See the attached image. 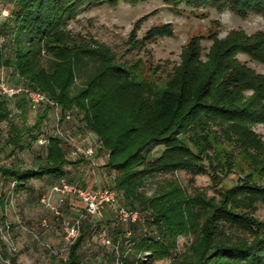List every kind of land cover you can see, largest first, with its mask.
Masks as SVG:
<instances>
[{
	"label": "trees",
	"instance_id": "trees-1",
	"mask_svg": "<svg viewBox=\"0 0 264 264\" xmlns=\"http://www.w3.org/2000/svg\"><path fill=\"white\" fill-rule=\"evenodd\" d=\"M144 1L10 0L9 14L0 24L5 43L0 46V77L8 85L25 84L39 90L58 107L47 104L32 110L24 97L0 95V124L4 125L0 154L8 149L13 159L0 165V210L5 209V197L32 192L30 180L46 179L51 187L65 179L81 186L66 166L96 165L106 154L104 167L116 176L110 186L99 189L114 190L120 206L137 213L136 222L114 220L105 225L84 218L65 258H52L48 264H107L82 257L84 243L98 230L103 238L106 233L109 238L110 231L112 250L107 256L111 264H148L147 260L170 258L179 235L193 239L185 252L172 258V264H264V214L262 218L254 215L264 210V183L254 181L264 179V147L253 130L264 125V76L237 58L244 55L264 64V31L252 35L231 31L222 40L208 35L211 45L204 63L200 61L202 37H191L165 89L149 97L151 83H145L135 65L129 69L125 62L116 63L107 47L93 42L91 48V40L68 30V22L80 12L103 4ZM158 1L173 8L181 4L227 8L241 18L257 14L264 19V0ZM166 36H171L169 24L150 28L144 39ZM140 43L134 41L132 48ZM89 64L93 69H86ZM12 101L20 110V126L8 108ZM23 107L35 113L31 126L25 124ZM66 114L72 115L71 121L65 120ZM85 135L84 146L94 151L92 159L81 153L82 160H71L68 141ZM39 140L43 143L25 166L17 155ZM155 145L162 147L158 155L151 154ZM233 170L242 177L214 197L202 191L191 196L177 180L166 181L151 196L141 191L148 178L159 174L184 172L190 182L203 175L219 181L217 172ZM12 183L9 191L6 187ZM191 214L197 220H191ZM5 224L11 233L24 228L21 222L9 224L6 213H1L0 227ZM230 226L244 231L246 237H229L224 228ZM125 242L130 244L128 251L123 249ZM0 250V258H6L1 238ZM146 254L143 262L140 255ZM10 259L14 264L15 258Z\"/></svg>",
	"mask_w": 264,
	"mask_h": 264
},
{
	"label": "rangeland",
	"instance_id": "rangeland-1",
	"mask_svg": "<svg viewBox=\"0 0 264 264\" xmlns=\"http://www.w3.org/2000/svg\"><path fill=\"white\" fill-rule=\"evenodd\" d=\"M9 2L10 0H0V24L5 21L9 14L11 7ZM167 24L171 25V36L159 37L151 41L147 40L148 42L145 41L144 37L150 28ZM68 30L73 34L83 36L88 42L91 40V48H94L93 42L107 47L114 54L116 63L125 62L129 69L131 67L134 68L133 65H135L139 69V73L145 83L147 85L151 83L148 86L152 90L149 91L148 96L152 97L156 90L160 92L165 89L166 83L168 80L170 81V77L173 74V68L179 64L180 56L191 37H202L200 61L204 63L206 62V55L211 45V40L207 37L208 35L216 34L219 40L226 38L231 31L241 30L247 35H252L264 31V19L257 14H250L245 18H241L227 8L222 10L209 7L192 8L183 4L173 8L165 6L158 0H147L136 4L123 2H118L113 6L103 4L80 12L74 19L68 22ZM136 40L141 41V43L132 48ZM4 44L3 39L0 37V46ZM237 58L240 62H246L256 73L264 76V64L251 62L244 55H238ZM86 69H93L92 64L87 65ZM78 86L79 79H76L75 87ZM8 108L14 113V120L20 126L21 120L18 117L20 110L17 109L13 101L8 103ZM23 109L25 124L31 126L35 120V113L26 107H23ZM72 123L79 127L78 123L74 122V120ZM3 126V124H0V137L3 132ZM253 130L260 137L264 147V125L254 126ZM85 138H87L86 135L84 138L81 137L78 140L68 141L67 145L71 160H78L79 158L82 160L80 149L86 143L82 142ZM41 143H43L42 140H39V142L32 145L30 150L19 153L17 155L20 159L19 161L25 166H29L33 153L37 151ZM161 148L159 145L153 146L151 154L158 155ZM230 148L232 149L233 147L230 146ZM8 152V149H5L0 154V165L9 164L13 161L12 158L8 157ZM235 152L237 154L239 151L236 150ZM105 162L106 154L98 158L96 165L81 163L77 167H72L74 169L72 177L76 178L77 182L78 180H82V178H87L86 185L89 189H97L102 185L110 186V181L116 176V173L114 171L109 172L104 167ZM65 170H70V167L66 166ZM244 170H246L245 166ZM206 171H208V168H206ZM216 174L221 178H219V181L211 179L208 175H203L195 177L191 182L190 175L184 172L159 174L148 178L141 191L146 196H151L160 187H163L166 181L177 180L181 187L191 196L202 191L207 197H214L222 188L236 185L238 178L242 177L237 170H233L229 174L223 172H217ZM254 181H257L258 184L260 182L264 183V179L259 180L255 178ZM29 182L33 188L32 192L22 191L18 194L10 195L8 198L5 197V209L3 211L0 210V214L6 213V221L9 224H20V222L24 224L22 225L24 228H19V230H15L12 233L10 232L15 252H10L5 246L7 256L6 258H0V264H4L1 260L2 258L13 264L10 259L13 257L15 258L14 264H48L52 258H65L66 256V251L62 248V235L59 222L61 219L72 220L78 213L76 214L73 210H69L70 206L66 203L63 205V208H59L61 204H58L56 199H54V206L60 212L63 209L61 216H55L39 203V197H37V194L49 192L50 184L52 183H47L46 179L30 180ZM79 183L82 182L80 181ZM6 189L11 191L12 186H7ZM108 211L111 219H105L103 222L105 225L114 224L115 220L114 211ZM263 214L264 210L259 209L254 215L262 218ZM187 219H189V215ZM190 219L197 220L194 214L190 215ZM190 219L188 223H190ZM45 223H47L46 226H44ZM224 229L232 239H235L234 236L236 235L246 237L243 234L244 231H240L234 227L230 226ZM26 230L30 233H27ZM106 230H109V228L106 227ZM109 236L111 237L110 231ZM109 238L107 237V233L106 238H103L99 230L95 232L92 239L87 240L90 242L84 243L87 247L84 249L86 252L82 253V257H89V259L96 260V262L111 264L107 256L112 250V237ZM48 239L54 241L50 242ZM57 239H59L58 242H56ZM106 239L109 241L108 244L106 243ZM192 239L193 236L191 235L177 236L176 249L172 251L170 258L166 257L158 261L147 260V262H150L148 264H172V258L178 257L185 252ZM129 245V243L125 242L123 249L128 251ZM140 256V260L144 262L148 254Z\"/></svg>",
	"mask_w": 264,
	"mask_h": 264
},
{
	"label": "built area",
	"instance_id": "built-area-1",
	"mask_svg": "<svg viewBox=\"0 0 264 264\" xmlns=\"http://www.w3.org/2000/svg\"><path fill=\"white\" fill-rule=\"evenodd\" d=\"M0 95L13 99L15 97H24L32 110H36L42 105L58 106L45 97L39 90L31 88L25 84L8 85L3 76L0 77ZM65 120H72V115L66 114ZM86 142V139L82 141ZM84 158L91 160L94 151L91 147L83 146L80 149ZM14 184L12 183L11 186ZM55 197L58 204H64L69 198L75 199L81 205V210L72 220L61 219L59 222L61 231V243L63 250H66L77 239L79 235L80 223L86 217H95L101 219L105 209L112 210L115 213V220L121 224H132L137 220V213L125 210L119 206L118 197L114 190L110 188L89 189L80 185L67 182L65 179L59 180L50 187L48 193L39 197V203L44 208L52 212L55 216H61V212L51 202ZM47 223L44 224L46 226ZM0 238L10 252H15L14 244L10 237V226L5 224L0 227ZM108 244L109 241L106 240ZM4 264H11L7 260L1 259Z\"/></svg>",
	"mask_w": 264,
	"mask_h": 264
},
{
	"label": "crops",
	"instance_id": "crops-1",
	"mask_svg": "<svg viewBox=\"0 0 264 264\" xmlns=\"http://www.w3.org/2000/svg\"><path fill=\"white\" fill-rule=\"evenodd\" d=\"M81 152V151H80ZM85 163V162H84ZM70 170L72 171V173L74 172V169H72V167H70ZM73 176V174H71V178H72V180L74 181V182H76V183H78V184H81V186L83 185V187H85V188H88L87 187V185H86V182H87V178H82V180H78V182H77V179L76 178H73L72 177ZM80 176V175H79ZM82 182V183H79V182ZM103 186V185H102ZM99 189V188H98ZM54 199H56V198H51V202L53 203V201H54ZM57 201V200H56ZM56 203V202H55ZM54 204V203H53ZM66 204H68L69 206H70V208H69V210H73L76 214L81 210V205L79 204V202L77 201V200H75V199H72V198H69L68 199V201L66 202ZM59 207H62L63 208V204L62 205H60ZM77 208V209H76ZM63 210V209H62ZM103 214H104V216H102V218L101 219H96L95 217H86V219L87 220H89L92 224H94V223H96V222H98V221H102V222H104L105 221V219H111V216H110V214H109V211L107 212V209H105L104 210V212H103ZM85 219V220H86ZM16 230H19V228H17ZM48 241H50V242H52V241H54V240H51V239H48ZM59 241V239H57L56 240V242H58Z\"/></svg>",
	"mask_w": 264,
	"mask_h": 264
}]
</instances>
